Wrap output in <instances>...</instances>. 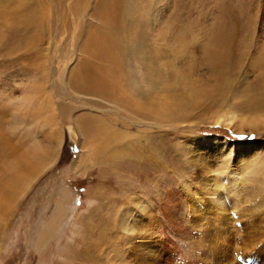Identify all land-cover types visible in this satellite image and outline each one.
Listing matches in <instances>:
<instances>
[{"label":"rangeland","instance_id":"374dc122","mask_svg":"<svg viewBox=\"0 0 264 264\" xmlns=\"http://www.w3.org/2000/svg\"><path fill=\"white\" fill-rule=\"evenodd\" d=\"M172 2L161 1L163 13L172 9ZM36 4L38 1L28 0L24 20L27 13L32 14L31 9L33 12ZM40 4L45 32L38 42L35 41L37 31L33 35L36 30L33 22L32 25L13 24L5 29L0 23V34L4 35L0 45V137L4 147L0 154V204L4 207L0 215V264H109L111 261L112 264H126V261L146 264V227L150 225L156 229L151 238L158 241L160 250L166 249L163 210L171 204L161 199V187L173 201L183 200L191 210L192 199L185 183L191 184L195 191L198 190V195L203 196L201 189L206 177L208 185H212L213 180L226 183L233 174H243L245 179L239 184L240 203L227 212L231 219L229 236L223 240L212 231L209 238L206 230H197L196 254L200 255L209 242H217L218 248H228L234 254L233 264H263V260L255 256L264 250V129L260 133L238 132L218 125L215 119L227 110L237 114L263 113L243 110L240 91L258 85V92H263L259 99L264 101L261 88L264 86V64H258L260 57L264 63V0H197L192 4V20L183 23L191 28L192 36L203 38L201 43L195 42V48L200 50V44L211 38L214 43L215 34L220 33L218 41L222 46H213L212 51L227 59L231 54L237 60L231 64V57V67L225 60L226 67L215 69L216 72L206 66L199 67L196 79L202 81L208 96L212 95L216 101L209 110L179 113L182 119L176 115L177 121H170L171 124L155 120L142 123L115 105H105L98 98L79 94L83 90L69 80L71 76L80 77L78 73L74 74L77 57H80L75 41H69L71 35L68 33L51 32L55 12L48 0H41ZM200 13L206 15V19ZM178 14L175 13V20L181 16ZM86 20L96 24L95 27L102 25L92 19ZM12 32L21 35L22 39ZM78 33L76 31L75 35ZM18 41L20 48H17ZM188 46L187 49L194 50L193 44ZM225 50H228L227 56ZM9 51L14 53L9 54ZM200 58V54H196L195 59ZM133 64L143 92L148 91L146 68L137 59ZM227 80L233 85L221 92L219 87ZM84 114L99 117L113 130L94 136L100 132L96 131L93 139L89 136L81 153L69 142L65 122ZM24 153L28 157L22 163L18 159ZM79 153L85 157L81 165ZM13 163H19L17 171L28 167L32 170L27 172L28 180L23 189L13 191L11 200L5 202L3 184L16 173L12 169ZM204 167L208 169V175H205ZM149 170L151 175H148ZM64 190L70 198L64 204L63 219L40 249L38 233L47 232L63 200ZM126 212L127 226L132 228V233L122 224ZM189 218H192L190 213ZM172 258V264L183 262L181 257ZM223 263L228 264L227 261Z\"/></svg>","mask_w":264,"mask_h":264},{"label":"bare ground","instance_id":"6f19581e","mask_svg":"<svg viewBox=\"0 0 264 264\" xmlns=\"http://www.w3.org/2000/svg\"><path fill=\"white\" fill-rule=\"evenodd\" d=\"M36 1H38V5L36 4L37 7H35L33 12L31 9L32 14L29 15V13H27L29 16L27 15L26 20H24V15H26L24 13L27 11L26 7L28 0H0V23L3 29L9 28V26L13 24H22L25 22L32 25L34 23L32 26H35L34 28L36 30L35 32L33 30V35L34 33L36 34L37 31L35 41L38 42L39 37H42L45 31L42 29L44 12L40 4L41 0ZM48 1L52 5L53 12H55V15L53 14L55 16V21L53 18L51 21V32H57L58 34L61 32L65 35L68 33L71 35L69 36V41L73 40L76 42V45L74 42V46L80 57H77L79 59L74 74L76 73L75 75H77L78 73L80 77L75 79V77L71 76L69 80L80 86L81 91L83 90V93L81 92L79 94H83L84 97L98 98L103 101L105 105L107 103L113 106L115 105L118 110L127 111L130 116L143 121L142 123L155 120L159 123L171 124L170 121H173V123L177 121L174 119V116H179L181 113L185 115L186 113L196 112L200 109L202 111L209 110L216 99L212 98V95H210V97L208 96V92L202 87V81L196 79V71L199 70V67L206 66L211 72H216L218 69L220 70L222 66L226 65L223 64L225 60L229 67H231V64H235L237 60V58L232 57L231 54L228 55L229 58L227 59V57L217 56L215 51H212L215 49L213 46L221 45L218 41L220 33L215 34L217 37L215 36V40L213 39L214 43L213 41L211 42L212 38L210 37L211 39L209 41L211 43L209 41L204 43V40V44H200V50L199 48H195V42L201 43L203 38H201L200 35L192 36L193 33H190V31H192L191 28L183 22L192 20L190 19L192 16L191 7L197 0H171L173 1L172 9L169 8L171 10L167 13H163L164 8L160 7L162 0H76V2L72 3L70 1L73 0ZM175 13L176 16L179 13L178 15H181L180 17L182 19L178 17L175 20ZM200 15L206 19L204 17L206 15L203 13H200ZM86 19H88V21L92 19L102 25L100 28L99 26L95 27L96 24L94 25L92 22H86ZM73 24L77 29H74ZM23 26H25V24ZM72 27V32H69ZM168 27L170 29L169 31ZM28 29L27 27V30ZM53 29H55V31ZM148 30H150L151 33H149ZM11 31L12 30H10V32ZM76 31H79L78 35H75ZM12 33L14 34L15 32ZM16 34L17 33L14 35ZM222 34L224 35L223 32ZM28 35L30 34H27V36ZM20 37L21 35H18L17 38ZM30 38L32 39L33 36ZM25 39L27 40V38ZM31 39L28 40L30 41ZM3 41L4 35L1 33L0 45ZM189 44H193L194 50H189L190 48L187 49ZM20 45L19 43V47L17 48H20ZM24 46L22 45L23 48ZM211 47H213V49ZM225 51V56H227L228 50ZM10 52L14 53V51H9L8 53L10 54ZM196 54H200V60L195 59ZM231 57L232 63L230 64ZM135 59L139 60V62L141 61L146 68L147 75L145 82L147 81L149 85V89L146 92H143L144 89L138 79L139 77L135 74V71H133V60ZM261 60L262 57L258 59V64H264ZM232 85L231 80H227L224 82L223 87H219V90L221 92L227 91ZM67 86L65 87L67 88ZM252 86L240 91L241 100H243V110H260L263 113L255 115L251 113L237 114L232 110H227L217 116L215 123L238 132L247 131L249 133H260V131L264 129V101L259 99V94L263 92L262 90H259L260 93L258 92V85ZM261 88L264 90L263 85H261ZM133 94L134 96H139L138 100L132 96ZM91 100L93 101L95 99ZM62 110L64 111V109ZM180 118L182 119V117ZM65 123L67 124L66 130L69 142L79 148L81 153L82 150L85 149L87 141L90 137H93L96 131L100 132L94 136H98V134L101 135V133L106 130H113L106 121L91 114H84L79 118L75 117L74 120ZM108 133L110 132L108 131ZM111 133L113 134V132ZM212 138L215 139L217 137L213 136ZM1 140L2 138L0 137V154L4 150ZM8 147H10V145ZM81 153L78 154V163L80 165L85 162V157L81 155ZM98 153L99 152H97V154ZM26 154H22L18 160L22 163L26 161L28 157ZM16 155H19L18 152H16ZM94 159L96 160V158ZM18 164L19 163L14 164L12 167L16 173L11 175L9 180L3 184V187L6 189V192L3 193V198L6 200L5 202L11 200L12 193H14L13 191L23 189V186L27 182L26 180H28L26 177H28L29 173L27 172L32 170V167H28L23 171H17ZM207 170L208 169L204 167L205 175L209 173ZM151 174L152 171L149 170L148 175ZM124 178L127 177L125 176ZM242 179L243 174H233L226 183H220L214 180L212 183L211 180L210 182L212 185H208L209 182L207 181L209 180L206 177V182L203 183L201 189L203 196L198 195V190L195 191L191 184L185 183L187 187L186 191H190V197L192 199V206H190L191 210H189L188 203L183 200H179L178 202L173 201V199L166 194L167 192L165 193L164 190L161 191V187V199H165V201L171 204L170 206H164L163 210L165 219L164 232L167 238L165 248L167 250H160L158 241L155 238H151L154 236L153 234H155L154 232L156 229H152L153 226L151 227L149 225L150 228L148 226L146 230L144 229V233L148 238L146 240L148 246V248H146V250H148L146 253V264H172V256L174 259L181 257L183 264H221L222 261L233 264L235 262L234 254L230 253L228 248H218L216 246L217 242L214 244L209 242L210 245L205 248L200 255L196 254L195 249L197 248L194 244H199L197 239L198 233L196 231L201 228L206 230L209 238L212 237V231H214L215 235L221 236L223 240L227 239V236H229L227 235L229 234L228 225L231 221V219L229 220L228 218L229 215L227 212L230 207L234 206L236 208L240 203L241 190L239 184L242 183L245 178ZM127 180L129 181L130 179L127 178ZM129 182H132V180ZM62 198L63 200L57 207L56 214L51 220L47 232L42 234L38 233L37 245L40 249L43 247L48 237L58 229L63 219L64 204L70 198L67 190L63 191ZM3 208L2 204H0V215ZM189 213L192 218H189ZM127 217L128 213L126 212L125 216L122 218V224L126 225L125 228H127V232L132 233V228L127 226ZM211 241L214 242V239H211ZM169 253H171V255H169ZM255 258L263 260L264 264V250H260ZM124 259H126V257ZM112 262L113 261L110 263L112 264ZM125 263L129 264L127 261Z\"/></svg>","mask_w":264,"mask_h":264}]
</instances>
